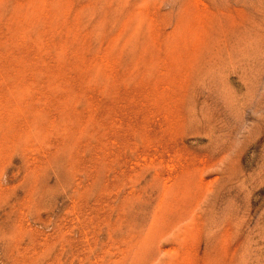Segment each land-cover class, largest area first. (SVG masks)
<instances>
[{
    "label": "rangeland",
    "instance_id": "1",
    "mask_svg": "<svg viewBox=\"0 0 264 264\" xmlns=\"http://www.w3.org/2000/svg\"><path fill=\"white\" fill-rule=\"evenodd\" d=\"M0 264H264V0H0Z\"/></svg>",
    "mask_w": 264,
    "mask_h": 264
}]
</instances>
